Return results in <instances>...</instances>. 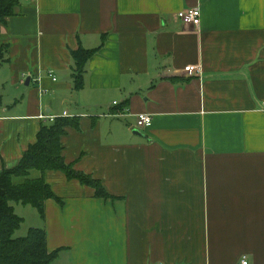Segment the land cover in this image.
Segmentation results:
<instances>
[{
	"label": "crops",
	"instance_id": "obj_1",
	"mask_svg": "<svg viewBox=\"0 0 264 264\" xmlns=\"http://www.w3.org/2000/svg\"><path fill=\"white\" fill-rule=\"evenodd\" d=\"M20 1L0 28V171L49 116H80L63 157L112 197L49 169L59 200L43 218L13 203L18 237L43 227L50 264H264V0ZM103 35L75 90L70 50Z\"/></svg>",
	"mask_w": 264,
	"mask_h": 264
},
{
	"label": "trees",
	"instance_id": "obj_2",
	"mask_svg": "<svg viewBox=\"0 0 264 264\" xmlns=\"http://www.w3.org/2000/svg\"><path fill=\"white\" fill-rule=\"evenodd\" d=\"M20 0H0V28L9 17L21 14ZM86 49L82 46L70 50L73 60L71 69L72 87L75 90L83 88L86 63L90 57L102 47ZM8 44L0 47V65L7 60ZM123 108V107H120ZM119 108V109H120ZM47 124H42L37 131L33 144L28 146L19 163L0 171V264H50L58 255L59 250L51 253L46 249L47 234L43 227H30L25 234L15 237L13 234L23 222L14 211L13 203L29 205L35 208L40 218L44 217V202L54 198L59 200L51 186L45 181L43 172L56 170L75 179L80 183L95 189V196L107 199L112 197L103 188L100 180L94 175L77 170L73 163L63 157L61 139L66 128L77 129L80 116H53ZM38 175L33 177L32 171Z\"/></svg>",
	"mask_w": 264,
	"mask_h": 264
},
{
	"label": "built area",
	"instance_id": "obj_3",
	"mask_svg": "<svg viewBox=\"0 0 264 264\" xmlns=\"http://www.w3.org/2000/svg\"><path fill=\"white\" fill-rule=\"evenodd\" d=\"M179 18L182 20L184 24H189V25H195L199 26V21H200V10L197 7H191L188 10H179L178 12ZM187 74L192 75L194 73L200 74L201 68L198 65H192V66H187L186 67ZM264 103V102H263ZM119 103L114 102V106H117ZM127 110L123 107L120 109H117L116 112L114 113L115 115H118L121 117L123 114H126ZM54 117L49 116V119L52 120ZM152 122V116L151 114H145V113H139L136 118V124L140 128H145L150 126ZM155 264H162V263H155ZM240 264H248V261L244 258L240 262Z\"/></svg>",
	"mask_w": 264,
	"mask_h": 264
},
{
	"label": "rangeland",
	"instance_id": "obj_4",
	"mask_svg": "<svg viewBox=\"0 0 264 264\" xmlns=\"http://www.w3.org/2000/svg\"><path fill=\"white\" fill-rule=\"evenodd\" d=\"M123 116H124V114H123ZM32 174V176L33 177H35V175H38V172H37V170H35V171H32L31 172ZM27 220V222H29V220L28 219H26ZM15 237H18V235H17V230L14 232V234H13Z\"/></svg>",
	"mask_w": 264,
	"mask_h": 264
},
{
	"label": "water",
	"instance_id": "obj_5",
	"mask_svg": "<svg viewBox=\"0 0 264 264\" xmlns=\"http://www.w3.org/2000/svg\"><path fill=\"white\" fill-rule=\"evenodd\" d=\"M28 80H29V79L26 80V83H25V84H28Z\"/></svg>",
	"mask_w": 264,
	"mask_h": 264
}]
</instances>
